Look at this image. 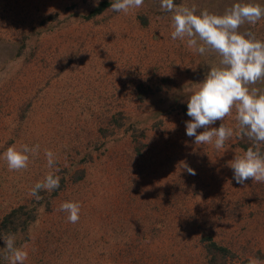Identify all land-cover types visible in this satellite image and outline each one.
Here are the masks:
<instances>
[{
  "label": "rangeland",
  "instance_id": "rangeland-1",
  "mask_svg": "<svg viewBox=\"0 0 264 264\" xmlns=\"http://www.w3.org/2000/svg\"><path fill=\"white\" fill-rule=\"evenodd\" d=\"M112 2L0 0V264H10L9 235L25 264L264 262V183L237 184L228 167L255 147L235 110L224 120L234 135L219 151L186 135L187 98L219 57L172 40L159 0L128 13ZM175 3L216 15L237 3L264 7ZM239 32L264 41V18ZM251 87L264 90V81ZM24 145L38 153L9 170L3 153ZM48 174L59 188L30 195ZM64 202L80 204L77 223L60 211Z\"/></svg>",
  "mask_w": 264,
  "mask_h": 264
},
{
  "label": "clouds",
  "instance_id": "clouds-1",
  "mask_svg": "<svg viewBox=\"0 0 264 264\" xmlns=\"http://www.w3.org/2000/svg\"><path fill=\"white\" fill-rule=\"evenodd\" d=\"M97 6L99 0H96ZM144 5V0H114L110 10L128 13ZM162 11L171 13L172 40L186 41L187 47L203 55L215 53L219 65L210 67L202 82L187 98V116L185 121L186 135L194 138V143L214 144L216 150L224 148L225 142L233 135V129L226 127L224 120L235 110L237 127L242 136L254 142L255 147H248L242 154L235 153L228 162L233 170V179L237 184H245L252 179L253 183H264V153L260 145L264 144V90L256 87L264 81V41L255 39L251 34H242L239 28L245 22L256 24L264 18V7L259 4H234L223 15L211 14L207 10L197 14L195 6L177 5L175 0H159ZM217 121L220 126L212 127ZM198 129H203L198 134ZM39 145H24L21 150L10 146L3 153L8 169L19 171L26 169L29 153H38ZM48 167L54 165V153L46 150ZM184 170L195 175L194 169L186 163ZM59 188V177L48 174L42 182H37L30 190V195L39 199L40 190L52 191ZM80 204L64 202L60 211L66 213L67 220L77 223ZM4 257L10 264H25L28 253L23 246L17 247L15 239L9 235L3 239ZM249 264H264L259 260H250Z\"/></svg>",
  "mask_w": 264,
  "mask_h": 264
},
{
  "label": "trees",
  "instance_id": "trees-1",
  "mask_svg": "<svg viewBox=\"0 0 264 264\" xmlns=\"http://www.w3.org/2000/svg\"><path fill=\"white\" fill-rule=\"evenodd\" d=\"M100 11H102V9H101V10H97L96 12H100ZM96 14H98V13H96ZM15 214H16V212H14V213H12L11 215H9V216L6 217L7 223L10 222L11 218H12Z\"/></svg>",
  "mask_w": 264,
  "mask_h": 264
}]
</instances>
